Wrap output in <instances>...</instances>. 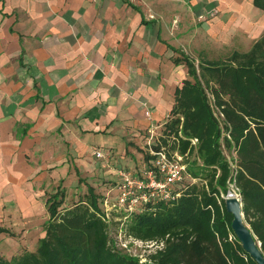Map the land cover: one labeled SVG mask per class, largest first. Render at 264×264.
Here are the masks:
<instances>
[{
    "label": "crops",
    "instance_id": "crops-1",
    "mask_svg": "<svg viewBox=\"0 0 264 264\" xmlns=\"http://www.w3.org/2000/svg\"><path fill=\"white\" fill-rule=\"evenodd\" d=\"M252 2L0 0V195L11 180L21 196L32 191L27 180L47 177V162L61 163L51 168L62 179L97 172L95 152L110 164L101 175L140 162L147 131L170 120L189 80L174 59L237 52L243 35L250 50L264 28Z\"/></svg>",
    "mask_w": 264,
    "mask_h": 264
},
{
    "label": "trees",
    "instance_id": "trees-1",
    "mask_svg": "<svg viewBox=\"0 0 264 264\" xmlns=\"http://www.w3.org/2000/svg\"><path fill=\"white\" fill-rule=\"evenodd\" d=\"M252 3L264 12V0ZM181 62L189 80L176 89L172 117L160 128V142L154 146L184 156L186 175L175 188L181 196L144 206L124 228L137 240L163 241L164 248L150 254L147 263L116 248L88 186L89 201L62 214L58 209L65 195L53 194L46 202L45 236L36 250L10 261L0 257V264H258L242 248L231 229L233 217L216 196L227 192L232 175L244 221L264 255V34L247 52L233 53L229 63L196 66L188 57L174 59L176 65ZM0 234L12 235L2 226Z\"/></svg>",
    "mask_w": 264,
    "mask_h": 264
},
{
    "label": "rangeland",
    "instance_id": "rangeland-1",
    "mask_svg": "<svg viewBox=\"0 0 264 264\" xmlns=\"http://www.w3.org/2000/svg\"><path fill=\"white\" fill-rule=\"evenodd\" d=\"M263 33H264V28L262 29L259 37H261ZM243 38H244L243 39L244 42L240 47L241 50H236L237 52L240 53L247 52L246 49L250 47V44L246 40L245 35H243ZM250 43H251V39H250ZM237 52L226 50L218 58H213L211 61H208L209 59L207 57H204L203 58L204 60H202L201 62L206 60V62H219L222 64L229 63L232 54ZM195 65L197 66L198 64L195 63ZM207 94L210 98V101L212 102L213 98L211 96L210 89H207ZM65 150L68 151L69 148L65 147ZM141 152H143V156L140 161L145 160L146 156L149 155L148 153L146 154L145 150H141ZM225 153L228 156H230L229 152H225ZM231 155H233V152H231ZM38 157L40 156L35 155V158ZM103 159H104L103 155L100 158H97V160H101L100 162H98L99 165L95 167L97 169V172L95 171H93L92 173L84 172L86 170L85 167L79 168L80 170L79 169L77 170L76 168L75 170L73 168H70L68 175H71V177L69 176L63 177L64 179L60 178L59 175H57L58 173L52 172V168H53L52 166H55V168L58 169L59 171L61 167V163L47 162V165L49 166L50 169L48 168L46 171L49 175L45 178L40 177V178L28 179L27 183L33 185L32 191L28 188L26 190L23 187L22 190H20L21 194H23L22 196L17 193L16 190L17 186L15 185L14 181L11 180L10 182L12 185L8 189L5 190L3 189L4 192L2 193L4 194L0 195V226L9 230L12 234L10 236H8L7 234H0V257L6 259L7 261H10L14 256H18L19 254H23L24 252H34L36 250L39 239L45 236L44 231L46 228L47 219L49 217L47 213L46 202L56 192H62L65 195L63 205L58 209L59 214H62L64 210L73 207L79 202H88L89 196H88L87 188L88 186H91L94 190V194L97 196L99 200L101 213H103L104 204L105 203L108 204L107 201H109L107 199V195L110 191H112L111 186H113L114 182H117L116 181L117 177L113 173H107V175L104 174L101 175L103 164H105L104 168H106L107 170L111 169L109 168L110 167L109 163H103L105 162L103 161ZM27 160H30L27 162L30 165L31 164L37 165L36 161L33 160V158H27ZM66 165L68 167H71V164L69 162H67ZM139 165L140 163L138 162L132 164L131 168H127V166L125 165L124 167L126 170H130L135 166H139ZM72 167H74L73 164ZM113 167L115 168L116 165H113ZM195 183H198V181H196ZM26 193L29 194L27 200L32 199V197L34 198L33 201L34 204H31L30 208H25L23 211H21L19 209L20 207L18 206L19 202L17 201L21 202L22 197H25ZM11 194H14L15 196H12ZM109 197L111 200L112 199L114 200L113 192L109 194ZM23 204H26L25 200H23ZM107 207H110V204ZM23 212L28 216L26 220L23 218L24 216ZM110 217L113 222L110 226L109 234L111 238H114L122 224L120 223L118 224L116 221V218L118 217L117 213H112ZM27 220H30L29 222L32 224L27 225L25 223ZM128 220L124 222V228L125 225L128 223ZM24 223L27 226L24 225ZM154 250H156L155 247H141L138 249L132 248V252H134L137 256L140 255L143 260L147 259V257L150 254H152Z\"/></svg>",
    "mask_w": 264,
    "mask_h": 264
},
{
    "label": "built area",
    "instance_id": "built-area-1",
    "mask_svg": "<svg viewBox=\"0 0 264 264\" xmlns=\"http://www.w3.org/2000/svg\"><path fill=\"white\" fill-rule=\"evenodd\" d=\"M148 117L149 113H145ZM159 134L152 130L147 131L145 137V150L154 159L150 161L142 160L135 171L119 169L116 173L117 182L111 188L107 195L108 204H104V210L101 219L109 224H112L110 215L117 213V223L122 224L116 236L112 238L115 242V247L127 252L130 256L137 257L142 263H147V259H142L132 252V248L138 249L141 247H155L156 250L164 248V242H143L126 235L124 230V222L135 214L143 212V207L157 203L159 201L173 202L181 196V192L176 191V187L183 182L186 175V166L184 164V156L174 153L169 155L166 148L161 146L160 149H154L158 142ZM196 144L197 140L191 141ZM96 158H100L102 154L95 152ZM234 166L232 167V169ZM235 175V172L234 174ZM228 189L225 194L221 193L216 196L218 205L222 207V202L227 199H238L241 204V196L239 190L235 186L232 178L228 180ZM115 192L114 200L110 199L109 194ZM110 204V207H107ZM225 205V204H224ZM120 215V216H119ZM118 225V224H117ZM110 229V228H109ZM231 239V238H230ZM153 251V254L156 252ZM152 253V252H151Z\"/></svg>",
    "mask_w": 264,
    "mask_h": 264
},
{
    "label": "water",
    "instance_id": "water-1",
    "mask_svg": "<svg viewBox=\"0 0 264 264\" xmlns=\"http://www.w3.org/2000/svg\"><path fill=\"white\" fill-rule=\"evenodd\" d=\"M226 211L232 215L231 229L242 248L258 264H264V255L260 250V244L252 234L249 227L244 222L242 204L238 199H227L224 202Z\"/></svg>",
    "mask_w": 264,
    "mask_h": 264
}]
</instances>
